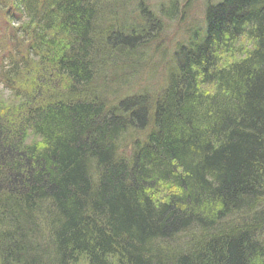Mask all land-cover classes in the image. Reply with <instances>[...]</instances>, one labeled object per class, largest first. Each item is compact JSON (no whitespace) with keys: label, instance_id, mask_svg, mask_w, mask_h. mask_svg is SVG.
<instances>
[{"label":"trees","instance_id":"trees-1","mask_svg":"<svg viewBox=\"0 0 264 264\" xmlns=\"http://www.w3.org/2000/svg\"><path fill=\"white\" fill-rule=\"evenodd\" d=\"M112 1L0 0V264H264V0Z\"/></svg>","mask_w":264,"mask_h":264},{"label":"rangeland","instance_id":"rangeland-1","mask_svg":"<svg viewBox=\"0 0 264 264\" xmlns=\"http://www.w3.org/2000/svg\"><path fill=\"white\" fill-rule=\"evenodd\" d=\"M148 1L159 6L161 0H147V2ZM120 2H122V0H115V2L112 1V3H114L113 13L119 25L124 24L127 21L126 15L130 11V6L127 7L126 2ZM181 2H185L188 5L185 9V12H187V18L189 19L185 22V24H189L192 21L193 17H201L206 0H178L179 5L181 4ZM183 27H185V25L181 26L180 22L174 23L171 20L164 21V33L162 34L161 40L163 48H165V46H171L176 40L179 39L178 36L181 28L183 29ZM114 32H112V34L116 33ZM109 42H112V44L114 43V40L112 41V36ZM108 49H112V54L115 53L113 48L108 47ZM141 53L142 51L138 52V54L134 56H126L124 58L126 64L117 63L118 58L116 59L115 55H112V59L110 61L112 62V64L109 63L108 68L104 71L112 72V75L110 76L111 82L112 77L115 74H118V76L115 75V82L119 83L120 86L123 85L127 87L129 90L125 92L128 94H139V92L142 93V91H145L147 94L154 95L159 91V89H161V85L165 83L164 73H162V71H159H164L166 69L165 66H167V63L166 60L163 61L164 55L162 53H156L153 59L151 58V54L153 53L152 51L148 53V56L146 55V50L144 51V53ZM169 53L171 54V51H169L168 54ZM169 56H167V58ZM130 67H136L135 74L130 73V75H123L122 73H120L123 70H125V72L131 70ZM104 71L102 73H104ZM100 83L101 82H99L98 85H100ZM55 84L57 85L58 82ZM120 88L123 89L122 87ZM0 91H2L6 95L10 93L8 91H5V86L3 83H0Z\"/></svg>","mask_w":264,"mask_h":264},{"label":"bare ground","instance_id":"bare-ground-1","mask_svg":"<svg viewBox=\"0 0 264 264\" xmlns=\"http://www.w3.org/2000/svg\"><path fill=\"white\" fill-rule=\"evenodd\" d=\"M122 88L125 87V86H121ZM129 89L127 87L123 88L122 91H128Z\"/></svg>","mask_w":264,"mask_h":264}]
</instances>
